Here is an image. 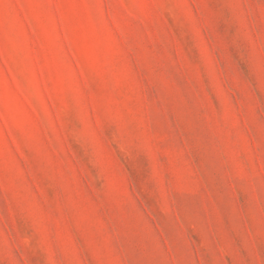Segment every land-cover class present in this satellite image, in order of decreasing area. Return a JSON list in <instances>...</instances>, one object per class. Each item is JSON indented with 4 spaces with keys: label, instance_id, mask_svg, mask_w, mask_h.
<instances>
[{
    "label": "rangeland",
    "instance_id": "374dc122",
    "mask_svg": "<svg viewBox=\"0 0 264 264\" xmlns=\"http://www.w3.org/2000/svg\"><path fill=\"white\" fill-rule=\"evenodd\" d=\"M0 264H264V0H0Z\"/></svg>",
    "mask_w": 264,
    "mask_h": 264
}]
</instances>
